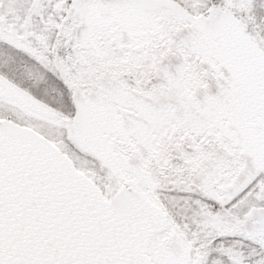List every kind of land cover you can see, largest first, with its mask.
I'll return each instance as SVG.
<instances>
[{
	"label": "snow or ice",
	"instance_id": "obj_1",
	"mask_svg": "<svg viewBox=\"0 0 264 264\" xmlns=\"http://www.w3.org/2000/svg\"><path fill=\"white\" fill-rule=\"evenodd\" d=\"M0 264H264V0H0Z\"/></svg>",
	"mask_w": 264,
	"mask_h": 264
}]
</instances>
